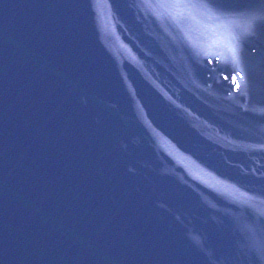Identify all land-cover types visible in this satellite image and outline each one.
<instances>
[{
  "label": "water",
  "instance_id": "1",
  "mask_svg": "<svg viewBox=\"0 0 264 264\" xmlns=\"http://www.w3.org/2000/svg\"><path fill=\"white\" fill-rule=\"evenodd\" d=\"M0 264H264V0H0Z\"/></svg>",
  "mask_w": 264,
  "mask_h": 264
}]
</instances>
